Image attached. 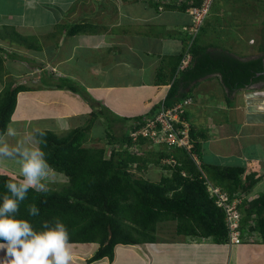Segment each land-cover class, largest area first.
<instances>
[{"label": "crops", "instance_id": "1", "mask_svg": "<svg viewBox=\"0 0 264 264\" xmlns=\"http://www.w3.org/2000/svg\"><path fill=\"white\" fill-rule=\"evenodd\" d=\"M195 1L197 0H0V57L2 62H9L8 65L13 62L22 64L20 69L27 79H32L34 73L38 75V80L41 73L55 79L69 78L86 87L96 100L116 115L130 118L142 116L153 105L163 101L170 84L179 75V55L182 57L189 42L184 28L191 24V16L186 9ZM245 5L248 11L241 13L240 9ZM256 10L261 12L258 14L259 19L255 18L256 26L252 27L254 33L241 36L243 41L235 45L234 53L241 60L264 55V0H213L210 12L193 42L206 46L214 43L212 47H208L211 50L229 49L228 46H217L218 43L210 38V32L206 28H212V22L217 18V26L226 25L229 30L227 34H230L231 27L226 23L227 19H231L233 15V18L238 19V25L245 27L247 22L243 21L244 17ZM251 23L252 20L249 25ZM2 28H8V33H4ZM75 29L77 32H73ZM13 30L24 36L25 40L13 34ZM203 31L205 35L202 34ZM30 38L40 46L37 50L26 48ZM251 39L254 40L253 43ZM7 45L11 48H23L24 53L9 51ZM9 53L31 57V65L25 60L19 62L18 58L11 57ZM211 78H217L220 82L219 75L215 73L189 86L194 98L186 109L185 120L191 126L192 121H196L194 124L199 122L196 117L201 115L197 113L199 103L193 91L201 88L197 87L200 82H208ZM262 83L264 82H253L232 92L223 86L225 102L219 98L217 101L226 104L224 111L230 113L229 117L210 121L201 115L200 129L207 130L208 134L207 139L201 142L200 160L204 165L240 166L244 168L241 175L243 180L250 173H254V177L257 176L255 178H264V122L248 123L245 118V96L251 90L247 88ZM260 89H264V86H260ZM180 90H183L182 87ZM230 99L233 103L229 102ZM219 103L213 102L215 106L212 108L219 110ZM90 111V106L72 91L56 89L49 92L41 87L38 90L20 91L9 122V125L13 123L11 126L15 130L14 135L18 136V142L14 145L34 147L27 139L29 133L33 137L37 130L56 133L57 130L68 131L82 126ZM94 122L104 124V129L110 132L105 119L102 116L96 117L83 146L101 147L104 150L106 146H113L108 143V138L103 141L102 138L90 136ZM32 123L35 126L29 128ZM36 142L38 145L35 139L34 143ZM148 145L153 146L147 142L134 146L141 151ZM8 146L13 147L11 142H8ZM104 157L109 156L104 153ZM149 164L150 162L146 165L147 177H154L159 170L162 171L159 166L150 167ZM7 167L12 173L16 172L15 177H21L19 156L0 159V168L3 170L8 169ZM260 181L256 180L257 183ZM175 227L174 220L161 221L157 224L155 241L116 244L111 260L103 257L88 261L98 248L97 242L70 243L73 255L71 264H264V242L257 232L252 233L247 228H242L246 240L232 245L215 243L211 237L178 234ZM0 254L4 253L0 251Z\"/></svg>", "mask_w": 264, "mask_h": 264}, {"label": "trees", "instance_id": "2", "mask_svg": "<svg viewBox=\"0 0 264 264\" xmlns=\"http://www.w3.org/2000/svg\"><path fill=\"white\" fill-rule=\"evenodd\" d=\"M202 1L197 0L193 5L199 6ZM81 28L83 29V26ZM76 29L73 32H77ZM12 32L21 40H25V37L16 31ZM188 36L190 37L189 34ZM213 44L206 46L194 42L189 49L192 55L190 64L174 78L160 103L167 107L186 97H192L189 86L215 73L219 75L222 86L230 92L253 82L264 81V55L241 60L224 48L208 49ZM25 46L29 50H37L40 47L34 41ZM9 54L27 63L32 60L31 57L19 53ZM180 59L181 55L178 61ZM176 66L174 68H177ZM35 67L41 73L37 64ZM56 80L52 86L82 93L91 111L84 125L70 129L65 135H58L50 130H37L33 133L38 146L44 149L50 165L55 172L66 177L67 183L59 190H29L16 213L18 217L30 220L37 230L51 226L59 218L69 230L70 243L97 242L98 248L88 259L89 262L103 257L111 260L116 244L155 241L157 224L165 220L176 222L175 231L178 234L211 237L215 243L228 241L224 210L215 204L206 191L200 178V169L206 171L209 177L223 186L230 195L237 189L251 188L257 180L254 173H250L243 180L241 175L244 168L240 166L219 167L202 163L198 167L184 148H174L175 154L162 151L154 161L164 174L170 171V175L163 174L157 182L149 177L146 179L144 176H134L139 170H143L150 160L147 157L141 158L138 153L130 150L131 146L141 145L146 141L141 136L133 140L128 133L145 124L149 117L154 118L161 104L153 105L145 115L122 117L94 99L85 87L73 80ZM180 87L183 90H180ZM186 87L189 89L184 90ZM27 89L26 85L9 82L0 90V138L11 120L17 94ZM185 115L184 113L181 116L182 120H185ZM98 116L105 119L110 131L105 133L108 143L113 145L107 158L104 157V148L83 146L91 124ZM177 125L181 127L179 123ZM189 134L194 140L191 151L201 158V142L207 139V130L190 126ZM170 154L175 156L178 164H161V159L169 157ZM134 163L137 164L135 171L132 170ZM182 171L187 175H182ZM19 179L0 172V195L7 194L6 184L9 181ZM32 204L39 209L36 216L29 213ZM240 211L241 228L252 219L254 223L247 227L248 230L259 231L264 242V193L251 200L245 211L240 207Z\"/></svg>", "mask_w": 264, "mask_h": 264}, {"label": "clouds", "instance_id": "3", "mask_svg": "<svg viewBox=\"0 0 264 264\" xmlns=\"http://www.w3.org/2000/svg\"><path fill=\"white\" fill-rule=\"evenodd\" d=\"M183 121L187 123L186 120ZM188 125L190 130L191 125L189 123ZM8 134L14 135L15 130L9 129ZM143 139L153 144L151 141ZM195 155L200 167L201 160L196 153ZM16 156L21 158L22 175L19 180L9 181L6 184L7 194L0 195V251L5 254L10 264H71L73 255L69 248L70 233L62 220L57 218L51 226L37 230L30 220L16 215L29 190L34 192L49 190L50 180L55 169L46 158L44 149L39 146L22 149L13 148L0 142V159ZM202 171L215 184L216 181L210 178L204 170ZM215 185L224 188L217 182ZM38 212L39 209L35 204L29 207L30 215L36 216ZM240 234L241 242H244L246 237L243 236L241 226Z\"/></svg>", "mask_w": 264, "mask_h": 264}, {"label": "rangeland", "instance_id": "4", "mask_svg": "<svg viewBox=\"0 0 264 264\" xmlns=\"http://www.w3.org/2000/svg\"><path fill=\"white\" fill-rule=\"evenodd\" d=\"M249 2H251V0H249ZM212 5H213V3H212ZM234 10H235V8H233V11ZM245 10L248 11V9L246 8V5L242 6V8L240 9V12L243 13ZM252 12H253L252 14L248 13L247 16L244 17L243 21L247 22L245 27L244 26H239L238 25V19L237 18H233L234 17L233 15H232L231 19H227L226 20L227 22L226 21L225 22L230 24L229 25V27H231V33L230 34H227V32L229 30H227V28L225 27L226 25L224 27H218L217 26L218 23H216L218 19L214 18V21L212 22V28H208V27L206 28L207 31L210 32V35H211L210 38L214 39V41L216 43H218V44H216L217 46H220V47L228 46L229 49H227V50H229V51H227V52H230L234 56L235 55L234 52L236 51V49H235L236 46L235 45L239 44V42L243 41V38H241V36H244L247 33L248 34L254 33V29L253 28H255V26H256V23H254V21H255V18L259 19L258 14H260L261 10L260 11L256 10L255 12L254 11H252ZM42 18L44 19V17H42ZM250 20H252V23H251L252 26L249 25V21ZM256 22H258V20H256ZM46 23H45V25H46ZM47 24H50V23L48 22ZM206 29H204V31ZM1 30L4 33H8V28H2ZM204 31L202 33L203 35H205ZM32 41L33 40L30 38V41H28V42H32ZM199 41H201V40H199ZM261 42H263V40ZM6 47H8L9 51L16 50V51L20 52L21 54L24 53L23 52L24 51L23 48L21 49L20 47H17V46H15L14 48H11L9 45H7ZM219 50H221V49H219ZM20 61L21 60H19V62ZM8 63H6V61H5V62H2V64L0 65V87H1V89L4 88L9 82L14 83L15 85H17V84L18 85L19 84L26 85L28 87L27 90H33V89L34 90H38V88L41 87V89L44 90V91L52 92V91H56V89H60V88L52 86V84L57 81L55 79V77H53V76L51 77L48 74L44 75L45 73H42L40 75V77H39V80H38V75H35L36 73H34L33 76H32V79H27V78H25L26 75L21 72L20 67H21L22 64L17 63V62H15V63L13 62V64H9L8 65ZM25 79H27V80H25ZM73 82H75V81H73ZM76 83H78V82H76ZM78 85H81V84L78 83ZM197 87H201V88L194 89V91H193L194 95L198 98V103H199V106L197 107V109H198L197 113L201 114L202 116L206 117L207 119H210V121H212V119H214V118L218 119L220 117V118L224 119V118H228L229 117L230 113L227 110L224 111V109L226 107V104L222 103V101L221 102L217 101V98H219V100L223 99V95H224L223 86L218 81L217 78H211L208 82H200ZM62 89L70 91L67 88H62ZM85 89H86V87H85ZM86 91H88V90L86 89ZM88 93L90 94L89 91H88ZM77 95L79 97H81V99L83 101H85L83 99V96H82L83 94L82 93H77ZM52 97H54V96H52ZM223 101L225 102L224 99H223ZM213 102H217V103L220 102L219 103V107H218L219 110L216 111V108H212L213 106H215V105H213ZM229 102L233 103V100L230 99ZM29 108H31V107L29 106ZM206 113H208V114H206ZM201 115L196 117V119L199 120V122L197 124H194V123H196V121H192V123H193L192 126L194 128L195 127L199 128V129L201 128L200 127V122L202 120V116ZM120 121L121 120H119V122ZM47 123H49V122H47ZM187 124H188V121H187ZM11 125H13L12 122H11ZM11 125L8 124L4 135L0 138V139H2L1 142L5 143L7 145H8V142H11L12 145H13V148L19 147V148L26 149L27 147L23 146L21 144H17L16 147H15L14 144H15V142H18V139H17L18 136L9 135L8 134V130L9 129H13V126H11ZM33 126H35L34 123H32L31 127H29V128H32ZM104 127H105L104 124H101L100 122H94L92 133L90 131V136L92 135L95 138H102L103 141H104V139L107 141V137L108 136L105 138V133H106L107 129L105 130ZM68 131H62V129H61V130H57L56 133L58 135H65ZM108 133L109 132L107 131V134ZM87 135H88V133H87ZM27 140H28V143H30L31 145H34V147L38 146L37 142L34 143L35 139H34V137H32V134L29 133V138ZM148 144H150V143H148ZM152 145H153L152 147L150 145L143 147L144 149L142 148L143 150H141V151L139 149H136V147L133 145V146L130 147V150H132L133 152H137L138 155L141 158L142 157L143 158L147 157L148 160H150V164H149L150 167L159 166L157 164V162H154V161L157 160V157H158L159 153H161L162 151L163 152L167 151L168 153H170V152L173 153L174 152V148H170L168 145L154 144V143ZM10 147H12V146H10ZM112 147L113 146H111V145L105 147L106 150H105L104 153H105L106 156H108L109 150ZM174 154H175V152H174ZM202 163L203 162H201V165H202ZM146 167L143 169V171L139 170L138 174H135L134 176H139V177L144 176L146 179H148L147 175H146L147 174V171H146L147 168ZM7 168L8 169H3V170H2V168H0V170L3 171V173L8 174V175L14 176L16 174V172L12 173V171L10 170L9 167H7ZM167 173L168 172H165V174H167ZM163 174H164V171L159 170V173H157L154 177H149V179L157 182L158 178H160ZM255 177H257V176H255ZM259 181H260V183H257ZM257 182L253 185L252 188H249L248 190H240V191H238V189H237V190L234 191L236 193L235 196H237L239 201H241L242 205L241 204L240 205H241V207L244 208V211L246 210V208H248V205L251 202V199L253 197L257 196L262 191H264V178L258 177L257 178ZM66 183H67V180H66V177L63 174H60V173H57V172L53 173L52 174V178L50 180L49 189H52V190L62 189V187ZM244 199H245V203H243ZM253 223H254L253 220L249 219V221L247 223L243 224L244 225L243 226V230L246 229L247 227H249L250 225H253ZM255 232H257L256 234L258 235L260 240H262V236L260 235L259 231L256 230V231H254L252 233H255ZM256 234H255V236H256ZM254 238L255 237L253 236V239ZM0 261H2V262H10L8 260V258L5 256V254H0Z\"/></svg>", "mask_w": 264, "mask_h": 264}, {"label": "built area", "instance_id": "5", "mask_svg": "<svg viewBox=\"0 0 264 264\" xmlns=\"http://www.w3.org/2000/svg\"><path fill=\"white\" fill-rule=\"evenodd\" d=\"M213 0H203L199 6H190L186 11L191 16V24L184 28L190 35L189 42L186 50L184 51L178 70L185 69L192 59L190 47L193 45V41L200 32L204 20L209 13V9ZM252 43L253 39L250 40ZM193 97H186L181 101L173 104L172 106H164L161 103L158 112L154 118H149L145 124L139 127L137 130L130 131L128 134L133 140L141 136L154 144L168 145L170 148H184L193 159L195 164L199 167L198 159L194 152L191 151L194 140L189 134V125L181 119V116L185 113L187 106L192 103ZM177 123L181 125L178 126ZM161 164H167L174 166L177 160L173 154H170L167 158L161 159ZM133 171H135L136 163L133 164ZM200 178L203 180L206 189L211 198H213L215 204L221 207L225 213V222L228 228V241L230 244H238L242 241L240 234V226L242 214L240 211V204L238 197L234 194L230 195L224 188L215 185L211 182L208 176L202 171ZM170 174L171 172L168 171ZM182 175H187L182 171Z\"/></svg>", "mask_w": 264, "mask_h": 264}, {"label": "water", "instance_id": "6", "mask_svg": "<svg viewBox=\"0 0 264 264\" xmlns=\"http://www.w3.org/2000/svg\"><path fill=\"white\" fill-rule=\"evenodd\" d=\"M264 74V71L262 72ZM246 92L245 118L248 123L264 122V89L254 86Z\"/></svg>", "mask_w": 264, "mask_h": 264}, {"label": "flooded vegetation", "instance_id": "7", "mask_svg": "<svg viewBox=\"0 0 264 264\" xmlns=\"http://www.w3.org/2000/svg\"><path fill=\"white\" fill-rule=\"evenodd\" d=\"M262 82H264V81H262ZM259 85V84H258ZM259 86H264V83H262V85H259Z\"/></svg>", "mask_w": 264, "mask_h": 264}]
</instances>
